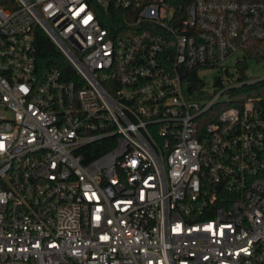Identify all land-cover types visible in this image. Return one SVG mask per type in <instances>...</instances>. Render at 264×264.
Listing matches in <instances>:
<instances>
[{"label": "built area", "instance_id": "obj_1", "mask_svg": "<svg viewBox=\"0 0 264 264\" xmlns=\"http://www.w3.org/2000/svg\"><path fill=\"white\" fill-rule=\"evenodd\" d=\"M254 40L264 0H0V264H264Z\"/></svg>", "mask_w": 264, "mask_h": 264}, {"label": "trees", "instance_id": "obj_2", "mask_svg": "<svg viewBox=\"0 0 264 264\" xmlns=\"http://www.w3.org/2000/svg\"><path fill=\"white\" fill-rule=\"evenodd\" d=\"M178 1V0H173ZM253 47L248 50L251 57L264 59V40H254ZM38 61L42 67H48L55 64L56 58H61V53L57 46L43 29L37 30ZM245 59L239 60L240 66H246ZM264 92V82L261 86L250 87L247 93Z\"/></svg>", "mask_w": 264, "mask_h": 264}, {"label": "rangeland", "instance_id": "obj_3", "mask_svg": "<svg viewBox=\"0 0 264 264\" xmlns=\"http://www.w3.org/2000/svg\"><path fill=\"white\" fill-rule=\"evenodd\" d=\"M236 56L228 58L224 62V66L228 67L229 72H235ZM245 74L251 78H262L264 77V59H258L255 57H249L245 61ZM220 68H210L206 71H202L200 76L206 81V86L211 88L218 74H221Z\"/></svg>", "mask_w": 264, "mask_h": 264}, {"label": "water", "instance_id": "obj_4", "mask_svg": "<svg viewBox=\"0 0 264 264\" xmlns=\"http://www.w3.org/2000/svg\"><path fill=\"white\" fill-rule=\"evenodd\" d=\"M240 72H241V73H244V67H241V68H240Z\"/></svg>", "mask_w": 264, "mask_h": 264}]
</instances>
